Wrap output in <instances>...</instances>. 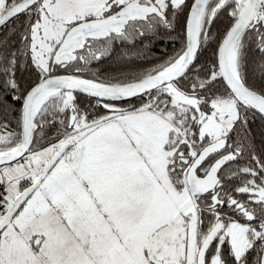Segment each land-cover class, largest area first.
Masks as SVG:
<instances>
[{
	"label": "snow or ice",
	"instance_id": "snow-or-ice-1",
	"mask_svg": "<svg viewBox=\"0 0 264 264\" xmlns=\"http://www.w3.org/2000/svg\"><path fill=\"white\" fill-rule=\"evenodd\" d=\"M0 30V264H264V0H0ZM161 30L163 64L92 71Z\"/></svg>",
	"mask_w": 264,
	"mask_h": 264
},
{
	"label": "trees",
	"instance_id": "trees-1",
	"mask_svg": "<svg viewBox=\"0 0 264 264\" xmlns=\"http://www.w3.org/2000/svg\"><path fill=\"white\" fill-rule=\"evenodd\" d=\"M221 23L216 27L222 34L226 24L227 18L222 17ZM4 31V30H0ZM216 43L208 46L200 55L199 62L201 64L212 63L215 59ZM181 47V41L176 39V33L171 36L167 32H160L159 35H146L144 37H137L134 43L121 42L115 45L114 53L103 60V62L93 63L91 69L93 72H98L101 78L109 75L126 73L128 71H144L150 70L152 67L163 64L170 57L175 54V51ZM124 52L129 53L128 57H122ZM34 76L25 74L24 82L27 84ZM253 82L258 83L254 77ZM82 99V98H81ZM135 102V101H134ZM102 111V110H100ZM15 124L12 125L15 130ZM248 127L251 129V137L255 142V146L259 150L264 149V121L259 116L250 119ZM55 129H49L40 143H46L55 135ZM247 157L239 161V166L243 167L247 162ZM235 167V165H233ZM227 253V248L224 249ZM259 249L257 250V252ZM253 264H255V256L251 257Z\"/></svg>",
	"mask_w": 264,
	"mask_h": 264
},
{
	"label": "flooded vegetation",
	"instance_id": "flooded-vegetation-1",
	"mask_svg": "<svg viewBox=\"0 0 264 264\" xmlns=\"http://www.w3.org/2000/svg\"><path fill=\"white\" fill-rule=\"evenodd\" d=\"M162 31H163V30H161V32H162ZM148 35H152V34L149 33V34H147V36H148ZM117 43H121V42H116L115 45H116ZM115 45H114V47H115ZM206 64H207V63H206Z\"/></svg>",
	"mask_w": 264,
	"mask_h": 264
},
{
	"label": "rangeland",
	"instance_id": "rangeland-1",
	"mask_svg": "<svg viewBox=\"0 0 264 264\" xmlns=\"http://www.w3.org/2000/svg\"><path fill=\"white\" fill-rule=\"evenodd\" d=\"M258 250V249H257Z\"/></svg>",
	"mask_w": 264,
	"mask_h": 264
}]
</instances>
